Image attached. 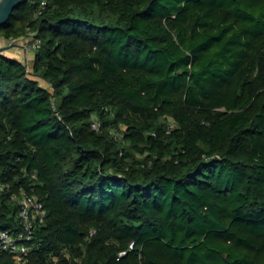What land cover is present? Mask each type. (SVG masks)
<instances>
[{"label": "trees", "instance_id": "16d2710c", "mask_svg": "<svg viewBox=\"0 0 264 264\" xmlns=\"http://www.w3.org/2000/svg\"><path fill=\"white\" fill-rule=\"evenodd\" d=\"M41 1L0 26L41 41L0 53V231L13 192L47 211L25 264H264V0Z\"/></svg>", "mask_w": 264, "mask_h": 264}, {"label": "built area", "instance_id": "2783aa9c", "mask_svg": "<svg viewBox=\"0 0 264 264\" xmlns=\"http://www.w3.org/2000/svg\"><path fill=\"white\" fill-rule=\"evenodd\" d=\"M41 5H45V0L41 1ZM25 38L28 40L30 46L34 50L40 46L41 41L39 38L35 37L34 32L28 31V34ZM100 127V121L98 119H94L92 122V128L99 130ZM7 188L8 186L0 181V191H4ZM11 198L18 205V215L23 230L18 232L11 230H1L0 250H6L12 253L14 260L18 264H25V257L29 252L27 240L31 239L32 233L35 231L37 226L45 221L47 211L43 203L36 195L28 194L24 190L13 192Z\"/></svg>", "mask_w": 264, "mask_h": 264}, {"label": "crops", "instance_id": "0c3cea01", "mask_svg": "<svg viewBox=\"0 0 264 264\" xmlns=\"http://www.w3.org/2000/svg\"><path fill=\"white\" fill-rule=\"evenodd\" d=\"M0 46L6 47V49L2 51L4 55L25 62L29 69L33 67L35 50L30 46V43L26 38L9 41L0 37Z\"/></svg>", "mask_w": 264, "mask_h": 264}, {"label": "water", "instance_id": "95a60500", "mask_svg": "<svg viewBox=\"0 0 264 264\" xmlns=\"http://www.w3.org/2000/svg\"><path fill=\"white\" fill-rule=\"evenodd\" d=\"M24 1L25 0H0V26L10 19L15 8ZM5 49L6 47H0V53Z\"/></svg>", "mask_w": 264, "mask_h": 264}, {"label": "rangeland", "instance_id": "374dc122", "mask_svg": "<svg viewBox=\"0 0 264 264\" xmlns=\"http://www.w3.org/2000/svg\"><path fill=\"white\" fill-rule=\"evenodd\" d=\"M4 46V45H3ZM6 46V45H5ZM1 47V46H0Z\"/></svg>", "mask_w": 264, "mask_h": 264}]
</instances>
